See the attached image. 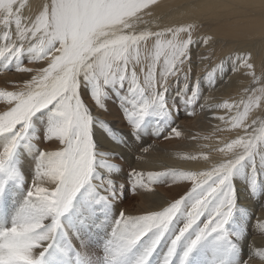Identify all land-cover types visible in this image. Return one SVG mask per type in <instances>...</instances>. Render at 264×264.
Here are the masks:
<instances>
[{"label": "snow or ice", "instance_id": "snow-or-ice-1", "mask_svg": "<svg viewBox=\"0 0 264 264\" xmlns=\"http://www.w3.org/2000/svg\"><path fill=\"white\" fill-rule=\"evenodd\" d=\"M156 4L157 0H47L33 12L27 0H0V68L30 74L13 90H0V101H4L0 106V137L4 138L0 200L16 186H28L11 219L0 222V264H87L81 230L96 226V213L118 201L125 184L131 182L132 191L151 190L152 184L166 183V176L173 184L190 182L191 186L158 211L131 215L121 209L102 245V264H127L142 242L131 264H148L165 241L161 264H173L186 236L179 264H190L192 253L204 240L214 242L213 247L227 244L236 254L244 237L227 225L239 208L237 174L247 167L250 194L256 199L264 171V71L257 75L250 52L233 53L218 62L211 50L200 54L197 49L209 46L212 37L194 38L198 33L194 23L153 28ZM25 58L46 66L25 67ZM197 61L209 62L203 77L209 88L242 70L251 83L238 99L201 103L205 99L201 77H192ZM217 74L222 78L219 84ZM181 83L177 95L183 93L187 114L194 115L197 107L226 113L215 118L235 135L212 149L221 158L202 171L168 168L145 173L131 166L127 179L118 177L123 158L101 148L96 134L107 123L101 116H111L112 93L119 99V118L127 122L132 135L139 138L150 116L158 121L173 118L164 136L169 139V133L182 136L175 122L179 109L169 101L170 87ZM189 84L191 90L186 91ZM38 112L48 114L42 139L31 131ZM50 144L57 147L50 149ZM24 152L35 156L30 177L19 165ZM201 158L210 159L203 153L188 157ZM76 201H80L79 211L68 223L65 217ZM260 209L264 213V202ZM178 215L185 222L169 235ZM254 230L247 254H236L235 264H264V246L254 239L257 234L264 237V214L256 215Z\"/></svg>", "mask_w": 264, "mask_h": 264}, {"label": "bare ground", "instance_id": "bare-ground-1", "mask_svg": "<svg viewBox=\"0 0 264 264\" xmlns=\"http://www.w3.org/2000/svg\"><path fill=\"white\" fill-rule=\"evenodd\" d=\"M44 2H47V0H27L29 8L33 12ZM29 8L25 9L26 13ZM152 21L153 28L157 26H177L180 24L194 23L198 27V33L194 34V38L196 35L200 37H212V43L209 46L202 44L199 49H197L200 54L207 55L209 50H211L215 52L214 61L218 62L219 59L233 53L239 52L243 54L244 52H250L251 63L254 64L257 75H259L261 71H264V0H157V4L152 9ZM44 64H46V62H39L36 65L38 67H43ZM209 69L210 65L208 61L203 63L197 61L192 67L193 79H195L197 75L201 77L200 88L205 98L202 99L201 103L206 102L209 105H214L222 103L225 100L238 99L240 95H242L244 88L251 83V78L245 75L246 70H242L240 72H233L231 74V79L227 82L217 87L209 88V82L203 78ZM215 79L217 84L222 82L220 74H217ZM182 87V83L180 85L173 84L169 90L176 89L181 91ZM190 90L191 84H189L186 91ZM182 95L183 93H181L180 99H182ZM172 96V94H169V97ZM113 109L114 107L112 106L111 110ZM113 112L116 118H110L109 116L104 118L101 116L107 123L98 127L96 129V134L100 139L99 146L101 148L115 151L117 155L123 158L121 167L116 171L118 177H120L123 172H126L123 166L146 168L153 171H164L168 168H175L182 171L206 170L213 162L221 158V154L212 149L222 146V141L229 140L235 135L234 130H229L227 125L215 118L217 116L226 115L223 110H201L197 107L193 115L194 117L182 119L181 123H177L176 121L186 140L180 143H173V141L168 142L173 143L168 144L169 146H185L186 150H172L167 145L160 144L150 136L153 130L150 135L147 136L150 131L147 133L145 129H142L139 133L142 142L141 145L138 146L140 148H138L137 146L133 147L130 143V139H132L131 137L133 135L130 133L129 129L122 124L119 113H117L115 109ZM164 125L168 126L166 123ZM154 127H157V125H154ZM217 127L224 130L217 132ZM147 145L149 146L148 148H153L154 151L144 153L141 147H146ZM49 146L50 149L57 147L55 144H50ZM136 153H138L137 160H135ZM141 153H143L142 156ZM202 153L209 155L210 159L208 161H204L202 158L199 160L188 159L189 156H200ZM24 174L27 176L25 172ZM263 175L264 171L260 174V184L256 193V199H252L250 194L251 188L248 183L249 174L247 167L240 171L236 177L239 208L234 213L227 228L233 232H240L243 234L244 238L240 242L243 255H246L248 251L247 241L250 240L255 233L254 223L256 215L259 216L264 214L260 209L261 203L264 202V182L261 180ZM185 184L186 187L184 191L191 185L188 182ZM180 195H175L174 198H178ZM168 201H171V198L166 193L152 189L149 197L145 201H142L141 208L156 210L162 206H166V202ZM117 203L116 201L115 204L117 206L115 210L118 209V212L121 211V208ZM100 216H98L99 219H102ZM116 218H118V215L115 212H111L108 222H104L106 219L104 221L103 219L97 220V223L99 222L100 225L96 223L94 229H99L101 231V238H103V240L111 232L113 221ZM101 225H103V228ZM82 231L85 232L86 237H89V239L92 238L88 233L90 228L87 231L82 229ZM102 232L105 233L106 236H104ZM254 239L257 245L264 246V237L256 236ZM78 244L79 242L77 241V245ZM91 245L88 244L84 248L83 255L87 264L90 263V252H94L91 249ZM142 246L143 245L139 246L133 252L132 257L138 254ZM208 247L209 246L203 247L204 252H207V249H209ZM237 253L238 252H236V254ZM216 254H222L227 257L231 256L233 253L227 249L223 250L221 247L220 252L212 253V255ZM231 257L233 259L231 264H233L236 256ZM254 264H259V262L254 261Z\"/></svg>", "mask_w": 264, "mask_h": 264}, {"label": "rangeland", "instance_id": "rangeland-1", "mask_svg": "<svg viewBox=\"0 0 264 264\" xmlns=\"http://www.w3.org/2000/svg\"><path fill=\"white\" fill-rule=\"evenodd\" d=\"M26 54H25V56L29 55V54H27V55ZM37 63H39V62H30L29 60H27V58H25V60H24V66L25 67H29V68H36V67L38 68V66L36 65ZM44 66H46V64H44ZM24 74H26V73L17 72L15 70H5L3 68L2 69L0 68V90H5V89L13 90L15 86H18V85L22 84L23 81H25L27 79H30V74H26V75H24ZM6 78H8V79H6ZM178 92H181V91L180 90H176V89L175 90H169V94L173 95L172 97H169V101H170V103H173L176 107H178L179 111H177L176 114H175L176 118H178V119H175V122L177 121V123H181L182 119H186V118L190 119L191 117H194V116L187 114V108L185 107L186 105L183 102V100L180 99V95H177ZM111 100L109 101V103L110 104L112 103L111 105L114 107V109L117 111V113H119V115L121 116L122 112H121V109H120L119 99H118V97L116 96L115 93H112V99ZM3 104H4V101H0V106H3ZM181 106H183V107H181ZM0 110H2V108H0ZM113 110H111L110 118H112V116L116 117V115L113 114L114 113ZM102 117L107 118V115L106 116L102 115ZM172 119L173 118H169V119L159 120L158 121L157 118H155L153 116H150L145 121V126L142 129L143 130L145 129V132L147 130V133L150 131L147 136H149L151 131L153 130V132L150 135L153 138V140L155 139L157 142H159L162 145H167L172 150H178V149H180L182 151L186 150L185 146L178 147L176 145L175 146L174 145H171V146L168 145V144H173L174 142L180 143V142L185 141L186 138L183 136V134H182V137L181 136L180 137H174V136H171V134L169 133L168 134L169 135V139H164V136L168 133V131H169L170 127H171ZM162 123H164V124L166 123L168 126H166V125H164ZM47 124H48V114H47V112H38L33 117V126H32V129H31L33 135L36 136L37 138H41L42 139L43 136L46 134ZM122 124H124V127H126L128 129L126 121L122 120ZM154 125H157V127H154ZM157 128H160V129H157ZM130 133H131V131H130ZM134 136L135 135H133L131 137L132 139H130V143L132 144L133 147H135V146L138 147V146L141 145V142H142L141 140L142 139H141L140 135H139V138H137V136H135V137ZM0 141H2L0 143H3L4 142V138L0 137ZM170 141H173V143H168ZM149 145H150V143H149ZM148 147H149L148 145L146 147L143 146V147H141V150H143V148H147V149H149L148 151H154L153 148H148ZM138 148H140V147H138ZM137 155H138V153H137ZM21 158H23V159H20V161H19L20 168L27 174L28 177H30L32 175L33 166L35 164V156L34 155H29L28 153L24 152V153H22ZM120 158L121 157L119 155H117V159H120ZM22 160H23V162H22ZM124 168H125L126 172H123L120 175V177H123L124 179H127V177H128V171L127 170H128L129 167H126V166L124 167L123 166V169ZM136 169L138 171H143L145 173H147L146 171L149 170V169H146V168H136ZM148 172H158V171L149 170ZM261 174H262V172H261ZM263 176L261 177V180L264 182ZM164 180H165L166 183H163V184H161V183L152 184L151 185V190L155 189L157 191L164 192L171 198V200L175 199L174 198L175 195L184 194V192L187 189H189L190 186H191V185L188 186V188L184 191V189L186 187L185 183H187V182H179L177 184H173L169 180V178L167 176L164 178ZM145 182H147V177L146 176H145ZM188 183H190V182H188ZM16 187H17L18 191L16 190ZM16 187H15V190H10L9 192H7L5 194V196H4V198L2 200H0V217H1L0 218V222H4L5 220H10L11 216L14 214V212L17 209V207L19 206V204L24 199V193H25V191L27 190V187H28L27 184H25L22 188L19 187V186H16ZM123 188H124V192L120 196L119 200L117 201L118 202L117 204H118V206L121 209H123L125 211L126 214L142 215V214H145L148 211H158V210H160V208L156 209V210H146V209H142L141 208L142 201H145L149 197L151 190H148V189H137L135 191H132L131 182L125 184L123 186ZM18 194H20V195H18ZM116 206L117 205L114 203V205L111 204L106 209L97 212L96 213V217L98 218L97 220L99 221V220L103 219V221H104L106 219L104 222L105 223L108 222L109 216L111 215V212H113V213L115 212L119 216L120 211H118L119 212L118 213L117 212L118 209L115 210ZM79 208H80V201H76L73 210L69 214H67V216L65 217L66 222L72 223L73 217L78 213ZM98 213H100V214H98ZM98 216H100L102 219H99ZM184 222H185L184 216L183 215H178L176 217V219L174 220L173 224L170 226L169 235H171ZM98 225H100V223ZM101 227L103 228V225H101ZM88 233H89L90 236H92V238L89 239V237H86L85 236V232L82 231L81 232V236H80V240L84 241L86 243L85 247L88 244L89 245L92 244L91 245L92 246L91 249L94 252L97 253L96 254L94 252H90V256L91 257L89 256L90 263H88V264H102V260L100 258L103 255L102 245H103L105 239L103 240V238H101V231L99 229L95 230L94 227L90 228V231H88ZM94 233H96V234H94ZM103 235L106 236L105 233H103ZM256 236L258 237L260 235L257 234ZM256 236H254V237H256ZM185 239H186V241H185ZM185 239L181 241L180 248H179L178 252L176 253V257L174 259L173 264H179L180 257L182 256V252H183L184 247H185V245L187 243L188 237L186 236ZM213 243L214 242H212L210 240L202 241L200 243V245L192 253V256H191V259H190V264H231L232 260H233L231 256H236V254H231V256H227V257L225 255H222V254L212 255V253L220 252L221 247L223 248V250H225V249L229 250L227 244L226 245L225 244H223V245L217 244L215 247H211V246H213ZM141 245H143V242H142ZM141 245H138L137 248L139 246H141ZM166 245H167V241H165V242H163L161 244V246L151 256L150 260L148 261V264H161V260L163 258V254L166 251ZM207 246H209L208 248L210 250L207 249V252H204V248L203 247H207ZM77 247H79V244L77 245ZM236 252H238L237 254L243 256V251H242V249L240 247H239V249L236 250ZM205 253H207V254H205ZM205 255H209V256H205ZM132 256L129 257V260H128L127 264H131L132 260L134 259V257H132ZM233 264H235V261H234Z\"/></svg>", "mask_w": 264, "mask_h": 264}]
</instances>
